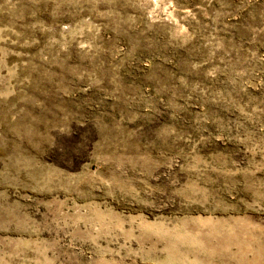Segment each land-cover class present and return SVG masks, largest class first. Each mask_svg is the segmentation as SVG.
I'll list each match as a JSON object with an SVG mask.
<instances>
[{"label": "rangeland", "instance_id": "1", "mask_svg": "<svg viewBox=\"0 0 264 264\" xmlns=\"http://www.w3.org/2000/svg\"><path fill=\"white\" fill-rule=\"evenodd\" d=\"M224 260L264 264V0H0V264Z\"/></svg>", "mask_w": 264, "mask_h": 264}, {"label": "bare ground", "instance_id": "2", "mask_svg": "<svg viewBox=\"0 0 264 264\" xmlns=\"http://www.w3.org/2000/svg\"><path fill=\"white\" fill-rule=\"evenodd\" d=\"M100 217H101V215H100ZM185 233H186V232H185ZM172 234H173V233H172ZM168 235H169V234H168ZM181 235H183V233H182ZM181 235H180V236H181ZM211 235H213V234H211ZM161 236H162V235H161ZM196 236H197V235H196ZM209 236H210V234H209ZM214 236H215V235H214ZM164 237H165V236H164ZM174 237H175V236H174ZM183 237H184V236H183ZM183 237H182V238H183ZM186 237H187V236H186ZM211 237H212V236H211ZM167 238H168V237H167ZM192 238H193V237H192ZM175 239H176V238H175ZM224 239H225V238H224ZM168 240H169V239H168ZM177 240H178V239H177ZM180 240H181V239H180ZM226 240H227V239H226ZM226 240H225V241H226ZM167 243H168V242H167ZM171 243H172V242H171ZM177 243H178V242H177ZM177 243H176V244H177ZM179 243H181V242H179ZM224 244H225V243H224ZM176 248H177V247H176ZM170 250H171V249H170ZM173 250H174V249H173ZM207 251H208V250H207ZM220 252H221V251H220ZM224 254H225V253H224ZM224 254H223V255H224ZM226 256H227V255H226ZM228 259H229V258H228ZM237 259H238V258H237ZM237 259H236V260H237ZM243 261H244V260H243ZM224 262L226 263L225 260H224ZM240 262H241V261H240ZM228 263H229V262H228ZM226 264H227V263H226ZM234 264H235V263H234Z\"/></svg>", "mask_w": 264, "mask_h": 264}]
</instances>
